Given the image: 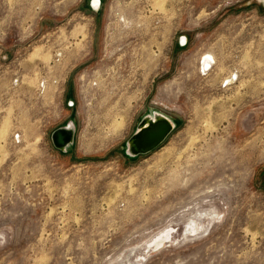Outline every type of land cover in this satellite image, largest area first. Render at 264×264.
Wrapping results in <instances>:
<instances>
[{
  "label": "rangeland",
  "instance_id": "obj_1",
  "mask_svg": "<svg viewBox=\"0 0 264 264\" xmlns=\"http://www.w3.org/2000/svg\"><path fill=\"white\" fill-rule=\"evenodd\" d=\"M0 264H264V0H0Z\"/></svg>",
  "mask_w": 264,
  "mask_h": 264
},
{
  "label": "water",
  "instance_id": "obj_2",
  "mask_svg": "<svg viewBox=\"0 0 264 264\" xmlns=\"http://www.w3.org/2000/svg\"><path fill=\"white\" fill-rule=\"evenodd\" d=\"M93 1L94 0H90V5L92 8H94ZM100 3L101 0H98L97 5H100ZM156 113L157 112H154L153 115H155ZM145 118L146 116L142 118L140 123L144 121ZM140 123L136 131L126 142L125 153L129 156H136L138 154L147 153L153 150L165 140L167 135L171 132L174 127V122L172 121V124L170 125L168 119L159 120L154 124L152 123L142 128H140ZM74 135L75 124L73 121H69L65 125L59 126L53 130V132L51 133V140L56 148L65 151L68 146L73 144ZM131 146H133L136 150L134 154L130 153L129 151Z\"/></svg>",
  "mask_w": 264,
  "mask_h": 264
},
{
  "label": "bare ground",
  "instance_id": "obj_3",
  "mask_svg": "<svg viewBox=\"0 0 264 264\" xmlns=\"http://www.w3.org/2000/svg\"><path fill=\"white\" fill-rule=\"evenodd\" d=\"M93 4H94V8L93 9L94 10H97L98 0H94L93 1ZM207 55H208L207 57H210L211 56L209 53ZM228 79H229L228 82L231 83L232 82L231 76ZM164 119H166V120L168 119L170 125L172 124V121L169 118H167L164 114L157 112L155 115H148V116H146L145 120L140 123V128L146 127V126H148V125H150L152 123L154 124L157 121L164 120ZM129 151H130V153H133L134 154L136 150H135V148L133 146H131L130 149H129Z\"/></svg>",
  "mask_w": 264,
  "mask_h": 264
},
{
  "label": "built area",
  "instance_id": "obj_4",
  "mask_svg": "<svg viewBox=\"0 0 264 264\" xmlns=\"http://www.w3.org/2000/svg\"><path fill=\"white\" fill-rule=\"evenodd\" d=\"M100 5H97V10L99 9ZM187 42L186 36H182V39L179 41L180 45H185ZM212 60L207 58L206 56L201 57L200 63H199V69L202 75L207 74L209 70L212 68Z\"/></svg>",
  "mask_w": 264,
  "mask_h": 264
}]
</instances>
